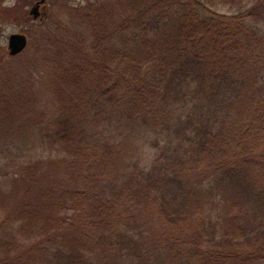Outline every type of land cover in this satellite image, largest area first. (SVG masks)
Masks as SVG:
<instances>
[{
  "label": "trees",
  "instance_id": "16d2710c",
  "mask_svg": "<svg viewBox=\"0 0 264 264\" xmlns=\"http://www.w3.org/2000/svg\"><path fill=\"white\" fill-rule=\"evenodd\" d=\"M73 16L43 38L53 110L1 68L0 264H264V0Z\"/></svg>",
  "mask_w": 264,
  "mask_h": 264
},
{
  "label": "rangeland",
  "instance_id": "374dc122",
  "mask_svg": "<svg viewBox=\"0 0 264 264\" xmlns=\"http://www.w3.org/2000/svg\"><path fill=\"white\" fill-rule=\"evenodd\" d=\"M40 1L0 0V77L3 72L1 68L9 65L21 69L32 68L38 85L37 107L39 110L49 112L50 107L53 110V99L51 86L48 83L47 67L42 64L45 57H42L45 49L43 38L47 35L53 36L56 44L59 45L61 41L58 40L68 41L74 34L81 33L80 24L77 25L74 20V9L88 7L90 2L97 0H46L40 9L41 15L34 19L31 11ZM100 1L114 2V0ZM230 8V4L220 2L211 7L212 10L222 13L228 12ZM12 34H24L28 38L26 50L15 57L10 56L8 48ZM40 62V66L34 68V65Z\"/></svg>",
  "mask_w": 264,
  "mask_h": 264
},
{
  "label": "water",
  "instance_id": "95a60500",
  "mask_svg": "<svg viewBox=\"0 0 264 264\" xmlns=\"http://www.w3.org/2000/svg\"><path fill=\"white\" fill-rule=\"evenodd\" d=\"M45 2H46V0H41L32 9L31 15L34 16V19H37L39 17L40 6L42 4H44ZM27 46H28V38L26 35H24V34H12L10 36L9 44H8L10 56L15 57V56L21 54L22 52H24L26 50Z\"/></svg>",
  "mask_w": 264,
  "mask_h": 264
},
{
  "label": "flooded vegetation",
  "instance_id": "af4514ba",
  "mask_svg": "<svg viewBox=\"0 0 264 264\" xmlns=\"http://www.w3.org/2000/svg\"><path fill=\"white\" fill-rule=\"evenodd\" d=\"M43 6V4L40 6V9H41V7ZM41 15V12L39 13V16Z\"/></svg>",
  "mask_w": 264,
  "mask_h": 264
}]
</instances>
